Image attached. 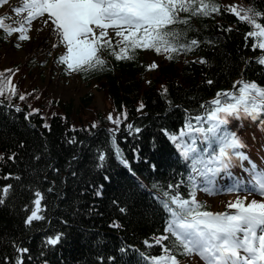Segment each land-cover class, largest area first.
Here are the masks:
<instances>
[{
	"label": "trees",
	"instance_id": "trees-1",
	"mask_svg": "<svg viewBox=\"0 0 264 264\" xmlns=\"http://www.w3.org/2000/svg\"><path fill=\"white\" fill-rule=\"evenodd\" d=\"M244 1L264 13V0ZM194 18L198 26L189 18L172 27L198 45L171 60L166 55L148 81L143 78V50L131 60H116L105 50L110 64L82 72L85 79L96 78L103 90L101 109L92 104L89 92L79 104L50 102L42 93L36 100L41 111L26 118L22 111L0 105V189L10 186L0 204V264L18 258L22 264H150L133 246L146 257L161 253L154 242L163 234L167 213L162 199L152 197L134 174L163 195L179 192L190 198L189 162L165 134L178 135L182 129L181 106H197L241 73L243 81L264 87V68L245 61L253 48L243 22L222 6L215 19ZM110 113L120 117L119 125L108 119ZM131 117L132 128L126 130ZM116 147L128 168L116 159ZM37 191L43 196V219L26 224ZM57 236L58 243H47ZM163 243L171 246L170 240Z\"/></svg>",
	"mask_w": 264,
	"mask_h": 264
},
{
	"label": "snow or ice",
	"instance_id": "snow-or-ice-1",
	"mask_svg": "<svg viewBox=\"0 0 264 264\" xmlns=\"http://www.w3.org/2000/svg\"><path fill=\"white\" fill-rule=\"evenodd\" d=\"M7 3L9 0H0V6ZM237 9V5L228 6V11L240 22H247L252 27L246 33V41L251 38V47L264 51V24L259 22L264 13L249 7L241 14ZM12 11L17 17L23 13L26 15L14 21L16 26L6 23L11 18L7 14L0 16V30L7 36L18 33L19 40H29L28 32L33 22L41 20L65 48L57 58L66 66L65 71L85 72L103 70L107 62L101 52L105 50L116 60H131L137 50L164 53L169 60L173 59V54L192 51L198 41L186 42L183 32L172 26L187 24L190 17L218 13L221 6L216 0H19ZM182 13L188 15L182 17ZM205 62L200 60V63ZM258 62L264 64V55ZM150 67H156L155 63ZM6 92L15 96L16 86L12 84L11 75L5 78V74L0 73V96ZM19 98L23 100L25 96ZM200 107L203 114L186 117L178 135L165 133L181 157L189 162L188 183L192 191L187 199L179 192L164 194L168 198L162 200V204L168 218L164 235L156 240L163 252L145 259L151 264H180L176 254L179 252L184 256L195 254L203 264H264V168L249 159L242 151L245 147L243 141L226 127L234 118L258 121L264 129V87L254 81L239 80L234 83L233 90L217 92L213 99ZM38 111L33 109V112ZM124 115L126 117V113ZM108 119L116 125L121 123L120 117L114 118L111 113ZM128 128L131 129L132 125L129 124ZM116 153L121 163L127 166L128 162L122 159L118 147ZM99 158L103 161L104 155ZM244 161L248 162L247 168ZM235 166L247 174L246 179L234 176L231 170ZM224 178L232 181L228 191L244 190L249 196L261 198L249 200L238 196L227 203L230 211L206 210L205 205L196 199L195 190L203 185L201 190L211 194L217 190L218 180ZM9 188L0 189V204ZM42 200V194L37 191L26 224L43 219L40 215ZM169 240L171 246L163 243ZM58 241L59 236L49 238L47 243L56 244ZM17 251L23 253L27 249L18 248ZM17 264H22L19 258Z\"/></svg>",
	"mask_w": 264,
	"mask_h": 264
},
{
	"label": "rangeland",
	"instance_id": "rangeland-1",
	"mask_svg": "<svg viewBox=\"0 0 264 264\" xmlns=\"http://www.w3.org/2000/svg\"><path fill=\"white\" fill-rule=\"evenodd\" d=\"M226 3L228 6L231 4L237 5L240 7L239 0H221ZM19 0H9V3L0 6V14H7L11 17L9 20L14 24L15 20L23 18L26 13L21 14V16L17 17L16 14L12 11L13 6H17ZM238 10V9H237ZM239 11V10H238ZM241 14H244V11H240ZM19 34L14 33L11 36H7V40L5 44L0 45V66H18L20 70L15 74V78L22 76L21 74L26 73L27 69H32V74H29V77L25 80V85L30 86L32 83L34 88L46 89L45 93L47 97L54 100H72L73 103L79 104L81 98L86 93L92 94V104L101 109L103 102V93L102 90L99 89L95 84V80L91 79L89 81H84L79 78V75L76 72H66L65 67H62V64L58 62L57 58L60 54L64 53L65 48L63 44H60L57 40L56 35L49 30L48 27L44 26L41 20L34 21L31 30L28 32V35L31 37L29 40L21 41L17 38ZM47 45H43L44 42ZM19 45V47H17ZM53 45H57L54 47ZM145 55V56H144ZM144 59L147 60L148 65L153 63H159L161 61V56L151 52H144ZM29 64V67L25 65ZM156 74V68H151L146 72V78L150 79L151 76ZM149 76V77H148ZM32 80V82H31ZM253 128V127H252ZM248 145L259 161L258 164L263 161V157L261 154V146H264V129L256 128V132L254 136L248 138ZM257 160V159H256ZM261 168V167H260ZM225 180L220 181L217 186V190L212 192L203 191V198H206L211 203V211L217 212L218 208L223 211H230L227 209L226 205L229 201H234L236 197H231L227 200V196L237 195L241 197V199L245 198L243 196H247L250 200L252 198L260 199L261 197L257 196H249V194L242 195L244 192L239 191L234 193L235 191H230V193L226 194L227 189L230 186H226L225 184L230 185V181L226 182ZM198 256L193 254L191 257H185L181 260L182 264H203V261H198ZM192 259V261L190 260Z\"/></svg>",
	"mask_w": 264,
	"mask_h": 264
},
{
	"label": "bare ground",
	"instance_id": "bare-ground-1",
	"mask_svg": "<svg viewBox=\"0 0 264 264\" xmlns=\"http://www.w3.org/2000/svg\"><path fill=\"white\" fill-rule=\"evenodd\" d=\"M43 42H44V41H43ZM44 44L47 45L46 42H44L43 45H44ZM45 45H44V46H45Z\"/></svg>",
	"mask_w": 264,
	"mask_h": 264
}]
</instances>
